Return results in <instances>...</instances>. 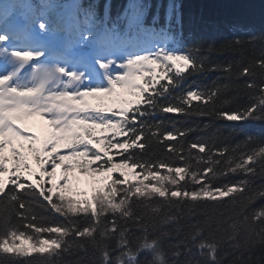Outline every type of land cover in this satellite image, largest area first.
Returning a JSON list of instances; mask_svg holds the SVG:
<instances>
[{"label": "snow or ice", "instance_id": "snow-or-ice-1", "mask_svg": "<svg viewBox=\"0 0 264 264\" xmlns=\"http://www.w3.org/2000/svg\"><path fill=\"white\" fill-rule=\"evenodd\" d=\"M173 11L170 6L167 23ZM147 27L146 13L135 6L121 28L109 26L107 17L99 20L81 0H0V205L5 212L0 255L24 264H31L26 258L33 252L46 254L41 264H201L181 259L196 249L208 264H222L217 250L226 242L240 250L243 235L245 250L264 245V208L247 210L264 199V186L254 187V178L264 177V139L249 136L245 147H256L238 160L230 156L225 167L206 141L186 143L194 129L168 120L169 131L159 119L195 113L264 122V87L256 83L258 78L264 83V50L238 72L227 66L230 75L252 81L244 86L248 102L232 109L227 105L240 98H224L229 85L176 92L189 68L190 74L210 70L208 57L158 48L117 64L111 53L128 43V33ZM194 100L202 103L193 105ZM33 117L47 126L42 136L21 126ZM157 143L167 155L151 151ZM177 160L184 166H174ZM193 160L205 167L193 169ZM77 168L106 181L91 199L65 194ZM58 169L63 184L57 182ZM232 175L247 178L221 182ZM37 206L64 219L38 216ZM184 208L188 215L200 209L205 218L188 225L185 239L166 246L180 235ZM79 253V259L65 260Z\"/></svg>", "mask_w": 264, "mask_h": 264}, {"label": "trees", "instance_id": "trees-1", "mask_svg": "<svg viewBox=\"0 0 264 264\" xmlns=\"http://www.w3.org/2000/svg\"><path fill=\"white\" fill-rule=\"evenodd\" d=\"M109 1V15L113 18V22L120 24L123 28L127 16L133 11L134 6L142 12H149L151 24L156 28L167 30L172 37L174 43V52H192L197 59L204 60L206 66L210 69L208 72L199 74H190L191 68L183 73L185 79L182 81L180 88L176 90L188 91L196 88L212 89L213 86L229 85V91L224 94V98L233 96L239 97V103H232L227 107L235 109L240 108L248 102L245 95L247 89L245 85L251 83V79L247 77L236 78V75H230L226 69L229 64L237 68V72L251 60L257 59L260 52L264 50V0H85L89 5L95 6L98 10H103L105 3ZM172 6L173 18L170 23L166 22L167 12ZM159 16L156 21L154 17ZM241 40L242 45H233V41ZM211 47L212 52L208 49ZM198 49V51H196ZM216 65H220L222 70L215 69ZM163 82V81H162ZM257 87H264V83L258 78ZM174 92V95L176 94ZM193 105L201 104L202 101L194 100ZM219 107V106H218ZM166 121L167 130H172L171 125L167 124L168 120L178 121V128L191 127L195 131L188 134L186 143L196 141L198 138L212 145V151L215 158L221 159V165L226 167L225 161L234 156L238 160L240 156L254 149L256 145L251 144L245 147V142L249 136L264 139V122L259 121H228L226 118L216 116L197 115L195 113L184 114H165L159 117ZM177 137V140H181ZM174 146L176 141L166 142ZM240 149H236L237 145ZM227 148V152L221 150ZM149 146L145 145V150ZM236 149V151H233ZM151 151L159 156L167 155L164 144L157 143L151 147ZM194 154L203 155L198 149L192 150ZM207 151V148H206ZM119 160V157H115ZM193 169H203L205 165L192 161ZM95 166V165H93ZM174 166L182 167L183 161L177 160ZM234 166V165H233ZM137 172L139 169L136 170ZM165 174V170H162ZM211 175V173H208ZM243 175H232L227 179L221 178L222 183L236 182L245 179ZM190 178L185 177V181ZM185 181H181L184 183ZM206 182V181H205ZM50 186V185H46ZM191 186V185H190ZM264 186V177L254 178V187L260 189ZM55 200V198H53ZM230 200V197L222 198ZM46 203V202H45ZM18 205V202H17ZM264 208V199L254 201L248 207V211H259ZM39 215L49 216L57 222L64 218L59 214L49 213L47 209L36 207ZM221 211L232 212V208H221ZM162 211H168L164 208ZM176 212L175 208L171 209ZM239 211V209H235ZM4 208L0 205V234L5 230L3 227ZM205 218L204 212L195 209L194 214L188 215L187 209L184 208L180 217L182 229L179 236L169 238L166 246L175 243L178 240L185 239L189 228L188 225L195 223L197 220ZM18 217L12 213V223H16ZM240 250H235L231 243L222 244L217 250V257L222 264H264V245L257 244L252 250H245L243 235L240 240ZM194 255L190 257H181V259H193L201 261V264H208V258L201 255L196 249H193ZM42 255L39 253H31L26 258L31 264H41ZM83 253L66 255L65 260L75 261L80 258ZM144 259V258H142ZM0 264H24V261H11L8 257L0 255Z\"/></svg>", "mask_w": 264, "mask_h": 264}, {"label": "rangeland", "instance_id": "rangeland-1", "mask_svg": "<svg viewBox=\"0 0 264 264\" xmlns=\"http://www.w3.org/2000/svg\"><path fill=\"white\" fill-rule=\"evenodd\" d=\"M113 59L117 60V64H119L121 61H126L124 59H117V58H113ZM30 121H31L30 123L26 121L24 124H22V126L27 127L29 131H34L36 134L42 136L47 128L44 121L41 120V118L39 117H33L30 119ZM17 146L19 145L17 144ZM32 160L35 161L34 158ZM31 164L38 174L40 169L39 166L36 164V161L31 162ZM62 170L63 169H58L57 172H59V174L61 175ZM25 174L27 175V173ZM60 175L57 174V182L59 184H63L64 181L60 179ZM71 176H72V183L71 185H69V188L66 190L65 194L69 196H73L77 199H82V200L91 199L95 190L102 187L103 184L106 183V181H103L102 177H94L90 174L82 173L78 168L75 169L73 173H71ZM129 178L135 180L134 176L130 175ZM30 179L35 180L37 179V177H30ZM5 180L7 181V176L5 177Z\"/></svg>", "mask_w": 264, "mask_h": 264}, {"label": "bare ground", "instance_id": "bare-ground-1", "mask_svg": "<svg viewBox=\"0 0 264 264\" xmlns=\"http://www.w3.org/2000/svg\"><path fill=\"white\" fill-rule=\"evenodd\" d=\"M264 24V23H263Z\"/></svg>", "mask_w": 264, "mask_h": 264}]
</instances>
